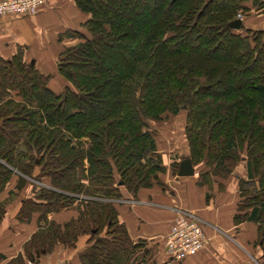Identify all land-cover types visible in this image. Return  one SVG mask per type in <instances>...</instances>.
Masks as SVG:
<instances>
[{
	"label": "trees",
	"instance_id": "obj_1",
	"mask_svg": "<svg viewBox=\"0 0 264 264\" xmlns=\"http://www.w3.org/2000/svg\"><path fill=\"white\" fill-rule=\"evenodd\" d=\"M243 2L75 0L88 18L81 32L65 33L77 43L59 54L57 71L68 86L58 94L33 64L0 58V193L14 177L17 191L28 179L48 185L33 184L34 196L22 201L20 220L38 212L43 225L24 257L6 264H27L80 235L89 236L81 264H129L143 245L130 240L115 202L121 188L135 195L161 185L149 121L181 107L189 159L203 163L200 184L245 163L234 219L256 224L264 264V31L228 27L245 14ZM146 11L149 20L132 21ZM189 41L196 46L182 50ZM124 53L131 58L113 62ZM230 80L239 83L206 92ZM74 204L77 215L65 224L46 220ZM4 214L0 202V221Z\"/></svg>",
	"mask_w": 264,
	"mask_h": 264
},
{
	"label": "crops",
	"instance_id": "obj_2",
	"mask_svg": "<svg viewBox=\"0 0 264 264\" xmlns=\"http://www.w3.org/2000/svg\"><path fill=\"white\" fill-rule=\"evenodd\" d=\"M264 0H244L243 28L264 31ZM88 16L83 14L75 0H46L37 14L0 16V58L10 61L14 56L33 64L36 70L49 77L48 88L58 94L67 86L57 71L59 54L77 43L65 36L66 32H81ZM175 117L174 123L178 125ZM184 123L155 137L156 154L161 157L164 172L159 175L161 185L141 188L135 195L121 188L122 197L116 201L118 220L133 244L143 245L129 264H262L261 252L255 245L257 226L253 222H236L240 197L238 183L246 177V166L240 162L226 179L212 178L209 184L199 183L203 163L192 166L194 175L178 177L173 165L189 158ZM178 170V169H177ZM28 179V178H27ZM33 184L48 187L28 179L19 191L16 177L0 193L5 203V214L0 221V264H6L23 255L24 246L43 222L33 212L23 222L18 215L22 201L34 196ZM36 189V188H35ZM9 192H13L10 196ZM190 213L201 224L206 238L205 248L181 262H175L166 247V239L175 219ZM77 215L76 205L46 215L48 222L63 225ZM89 236L80 235L72 246L57 245L51 253L33 255L27 264H81L79 254L86 250ZM24 257V255H23Z\"/></svg>",
	"mask_w": 264,
	"mask_h": 264
},
{
	"label": "built area",
	"instance_id": "obj_3",
	"mask_svg": "<svg viewBox=\"0 0 264 264\" xmlns=\"http://www.w3.org/2000/svg\"><path fill=\"white\" fill-rule=\"evenodd\" d=\"M46 0H0V16H33L44 6ZM206 238L198 220L190 213L178 216L170 227L166 247L175 262H181L202 251Z\"/></svg>",
	"mask_w": 264,
	"mask_h": 264
},
{
	"label": "rangeland",
	"instance_id": "obj_4",
	"mask_svg": "<svg viewBox=\"0 0 264 264\" xmlns=\"http://www.w3.org/2000/svg\"><path fill=\"white\" fill-rule=\"evenodd\" d=\"M150 12L146 11L143 15H140V16H133L132 17V21H141V20H149L151 18L150 16ZM243 15L242 13H238L237 16H236V19H240L241 21L243 20ZM239 32H244V28L240 29V30H237ZM196 42L195 41H189L188 43H185L183 46H182V50L186 49L187 47L188 48H192L193 46H196L195 45ZM134 52H136V49L133 50ZM131 55L132 54H128V53H124V54H119V60H117L116 58L112 57L113 59V62H117L119 61L120 63L122 61H125V60H128L131 58ZM200 55H198L199 57ZM200 59V57L198 58ZM208 59H209V56H208ZM201 60V59H200ZM242 82V81H240ZM239 82L238 81H235V80H230L228 82H226V84H220L218 87H211L210 89L206 90L207 91H210V90H213V91H225L227 88H230V87H233L234 85L238 84ZM97 111H101L102 113H107L108 110L105 109H97ZM94 115V114H93ZM177 119V123L178 125H176L174 123V119ZM184 123L183 125V128H184V132H185V128H186V110L185 108L181 107L180 111L172 116V114H167V113H164L163 115H161V119L160 120H150L149 121V128H150V132L154 134V137H156V135L158 134V132H161L163 130V128H167V126L169 125V127L172 129V125L174 124L175 126H179L180 124ZM38 163V162H36ZM30 181V179H29Z\"/></svg>",
	"mask_w": 264,
	"mask_h": 264
},
{
	"label": "water",
	"instance_id": "obj_5",
	"mask_svg": "<svg viewBox=\"0 0 264 264\" xmlns=\"http://www.w3.org/2000/svg\"><path fill=\"white\" fill-rule=\"evenodd\" d=\"M242 26L243 24L240 19H235L234 21L228 23V27L235 31L240 30ZM193 175H194V169L192 167L191 160L189 158L182 160L178 166L177 176L178 177H191ZM31 260L30 261L33 262L32 258Z\"/></svg>",
	"mask_w": 264,
	"mask_h": 264
}]
</instances>
